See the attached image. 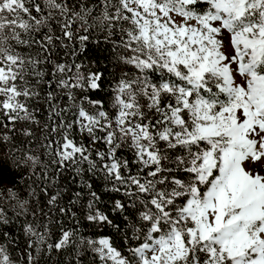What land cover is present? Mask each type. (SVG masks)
Segmentation results:
<instances>
[{
  "label": "snow or ice",
  "instance_id": "6c2138e0",
  "mask_svg": "<svg viewBox=\"0 0 264 264\" xmlns=\"http://www.w3.org/2000/svg\"><path fill=\"white\" fill-rule=\"evenodd\" d=\"M0 264H264V0H0Z\"/></svg>",
  "mask_w": 264,
  "mask_h": 264
},
{
  "label": "trees",
  "instance_id": "16d2710c",
  "mask_svg": "<svg viewBox=\"0 0 264 264\" xmlns=\"http://www.w3.org/2000/svg\"><path fill=\"white\" fill-rule=\"evenodd\" d=\"M85 63H88V61H85ZM101 63H102V66H105V65H106V62H104V61H102ZM91 66H92V68H93V70H94L95 67H96L94 61L92 62V65H91ZM109 70H110V71H115V69H109ZM109 78H111V77H109ZM31 103L33 104V106L36 105V102H35V101H33V102H31ZM39 105H40V107L43 109V101H40V102H39ZM46 117H47V113H46V111H42V112L39 114V118H40L42 121L46 120ZM17 126L19 127L20 125H17ZM39 135H40V134H39V132H38V133H37V136H39ZM21 139L24 140L25 143L22 144L20 141H17V146L20 147L21 149H27V148L29 147V145L26 143L27 138L21 137ZM100 147L102 148L103 145H101ZM31 148H32L34 151L38 152V153H40V152L43 151V150L40 149V147H39V140H38V139H37L36 141H34V143L31 145ZM68 175H69L68 173H64V177H67ZM97 180H98V178H97ZM66 183H68V186H69L70 188H72L73 190H75V189L77 188V185H76L74 182H67V181H66ZM67 198H68V197H67V195H66L65 198H64V203H65V204L67 203ZM73 211H75V209H73ZM79 215H80V214L77 213V218H79ZM61 219L64 221L65 225L68 226V227H71V226H73V225L75 224V221H74L71 217L64 216V217H61ZM81 231L84 232L85 234H89V233L92 232V229H91V228H88V227H81ZM16 235L19 236L20 233H19L18 231H16Z\"/></svg>",
  "mask_w": 264,
  "mask_h": 264
}]
</instances>
